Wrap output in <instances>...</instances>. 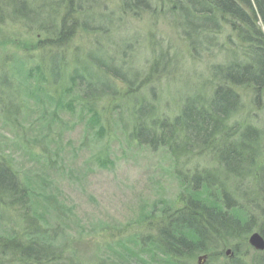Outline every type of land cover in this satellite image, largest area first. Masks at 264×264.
Returning a JSON list of instances; mask_svg holds the SVG:
<instances>
[{"label": "trees", "instance_id": "obj_1", "mask_svg": "<svg viewBox=\"0 0 264 264\" xmlns=\"http://www.w3.org/2000/svg\"><path fill=\"white\" fill-rule=\"evenodd\" d=\"M72 1L67 0L65 9L58 15L56 30L53 29L52 16L58 9L53 3L46 6V2L42 3L48 8L45 16L41 12L36 13L37 9H33L28 0H21L17 5L16 0H0V23L5 18L36 21L38 28L48 34L47 40L44 39L46 44L65 46L76 24L73 13L82 8L78 2L74 9ZM86 1L88 6L94 4L91 3L93 0ZM56 2L60 4V1ZM172 3L171 10L180 14L183 34L192 45H199L201 38H204V43H211L213 37L221 32L223 23L235 33L236 39L231 37V41L236 45L229 49L233 54L229 62L211 65L214 85L207 90L210 91L208 97L191 93L178 114L170 119L154 118L148 111L151 107L145 104L147 112L140 113V109H135L138 117L128 127L129 131L124 132L125 141L152 152L165 149L177 189L171 199L153 202L150 208L145 209L140 217L145 229L143 232L121 235L114 245L109 246L108 252L122 259L125 254L135 255L133 250L136 249L140 253H148L154 261L159 260L162 264H194V259L201 254L206 255L204 264H264V250L256 251L248 245V236L253 229L264 237V186L259 187L258 202L248 205L245 200L251 190H247L249 184L258 182L257 170L264 169V133L255 124L240 120L245 111L241 88L247 87L253 92L254 103L264 95V0H172ZM120 5L128 13L151 7L149 0H121ZM97 17L108 20L109 16L100 12ZM44 20L48 22L46 27L42 24ZM87 26L85 20L82 28ZM51 56L63 62L59 53H52L49 58ZM56 64L44 67L41 62L37 70L35 68L26 74L21 63H16L12 66L15 69L11 75L0 80V100L4 97L9 99V94L20 100L22 107L29 100L35 106L42 99L39 95L42 91L47 100L44 107L38 109L35 106V112H38L36 121L41 119L43 123L35 124L33 127L39 129L33 128L30 139L26 140L29 144H41L43 157L38 160L32 155L31 158L42 170H29L20 178L10 164L11 153L6 152L8 142L15 140H6L0 135L5 140L4 147H0V207L18 209L22 215L21 223L16 224L22 226L20 234L12 229L0 235V264H62L64 259L77 264L71 257L63 256L65 248L61 243L63 239L58 222L66 217L63 213L65 205L59 202L52 187L54 181L49 179V170L58 173L56 165L63 167L60 155L63 148L59 145L62 125L57 112L61 108L72 112V104H66L74 100L69 95H73L74 87L78 86L79 91L74 97L82 112L89 116L86 128L93 138L101 141L104 125L95 107L104 104V98L117 93L114 77L130 87L133 84L127 77L129 71L111 60L106 63L108 67H103L101 77L91 75L89 80L78 71L65 74L61 68L56 69ZM54 68L56 79L53 89L57 88L50 94L46 86L50 85L47 84L48 78L53 75ZM19 71H22V78ZM33 72L38 73L35 83L38 88L30 92L27 88L31 86ZM60 87L69 96L66 102L62 101V95L54 94ZM98 89L102 90L99 92ZM5 106H0L1 110L8 111ZM23 109L20 107L14 114L10 113V117L1 119L6 126L3 128H8L14 136L18 133L19 114L24 113ZM57 118L58 124L55 123ZM51 131L55 133L53 138H49ZM20 145L30 157L29 146L26 143ZM208 152L213 154L215 164L198 168L193 160ZM226 248L231 249V257L225 255ZM250 249L253 250L251 256L248 254Z\"/></svg>", "mask_w": 264, "mask_h": 264}, {"label": "rangeland", "instance_id": "obj_2", "mask_svg": "<svg viewBox=\"0 0 264 264\" xmlns=\"http://www.w3.org/2000/svg\"><path fill=\"white\" fill-rule=\"evenodd\" d=\"M19 1L16 0V5ZM56 1H60V4ZM66 1L28 0L32 8L37 9L36 13L41 12L45 16L48 12L46 6L51 3L56 5L58 10L52 16L53 29L58 15L65 9ZM45 2L44 7L42 3ZM72 2L74 9L78 2L82 8L73 13L76 24L65 46L46 44L44 39L47 40L48 34L38 28L36 21L3 19L4 22L0 23V80L11 75L12 69H15L12 66H16V63H21L26 74L35 68L37 70L41 62L44 67L57 63L56 69L61 68L65 74L78 71L88 80L91 75L101 77L103 67H108V60L129 71L127 77L133 83L131 87L114 77L117 93L111 98H104V104L95 107L104 125V138L101 141L89 134L85 125L89 116L77 104L74 95L79 87H74L73 95H69L74 100L66 104H72V112L64 108L57 112L62 125L59 145L63 148L60 153L63 167L56 165L58 173L49 170V179L54 181L52 187L58 194L59 202L65 205L63 213L66 217L58 222L63 239L61 243L65 248L64 257H71L73 263L77 264H162L159 260L154 261L148 253H140L136 249L133 250L135 255L125 254L122 259L108 252L109 246L114 245L121 235L143 232L145 229L140 217L145 209L150 208L153 202L171 199L177 189L166 150L160 148L152 152L143 146L127 143L124 132L127 133L128 127L136 121V108L142 113L147 112L146 106L151 107L148 111L154 118L161 116L170 119L178 114L180 106L191 93L208 97L210 91L207 90L214 85L211 65L231 60L233 54L229 49L235 48L236 44L231 41V37L232 40L236 39L235 33L230 32L227 24L223 23L221 32L213 37L211 43H204V38H201L200 44L194 43L193 46L183 34L180 14L177 10H171L172 0H149L150 8L143 11L135 9L132 13L122 9L121 0H93L90 8L86 0ZM100 12L108 15V20L99 19L97 15ZM85 20L89 25L86 29L82 28ZM46 23L47 20L42 22L45 27ZM52 53H59L63 62H59L55 56L49 58ZM21 72H18L20 78L23 75ZM52 73L47 83L50 85L46 86L50 94L57 88L53 89L55 68ZM32 74L31 86L27 88L30 92L38 88V84H35L38 73ZM41 89L44 90L43 87ZM62 89L60 87L54 94L62 95V101L66 102L69 96ZM98 90L100 92L102 89ZM127 91L131 92L127 94ZM42 92L39 93L42 98L40 103L35 104L38 109L47 104L46 94ZM241 92L245 111L240 120L255 124L264 133V95L254 103L253 92L247 87L241 88ZM8 97L0 100V106L6 105L8 110H1L0 107V135L6 140H15L8 142L6 152L11 153L10 164L21 178L29 170H42L31 158L32 155L38 160L43 157L41 144H29L26 140L30 139L33 128H37L33 126L43 122L41 119L36 121L38 112H35L36 107L31 100L22 107L20 100L9 94ZM112 105L115 107L111 108ZM19 106L24 108V115L19 114V130L14 136L8 128H3L6 126L1 119L10 117V113L14 114ZM56 120L58 124V118ZM54 135V131H51L49 138ZM4 141L0 136V147H4ZM19 143L29 146L30 157L24 148L19 147ZM212 158L213 154L208 152L193 162L202 168L215 164ZM257 172L258 182L256 185L250 183L247 187V190L251 189L245 198L248 205L258 202L259 187L264 186V169L260 168ZM251 210L255 214L254 209ZM21 219L18 209L0 207V235L12 229L20 234L22 226L16 224L21 223ZM248 254L251 256L253 250L250 249ZM249 255L248 259L251 258ZM196 260L197 257L194 264H197ZM66 262L70 264L67 259L62 264Z\"/></svg>", "mask_w": 264, "mask_h": 264}, {"label": "water", "instance_id": "obj_3", "mask_svg": "<svg viewBox=\"0 0 264 264\" xmlns=\"http://www.w3.org/2000/svg\"><path fill=\"white\" fill-rule=\"evenodd\" d=\"M248 237V242L251 247L255 248L258 251L264 250V237H262L259 232L253 231ZM225 253L226 255H230L231 249H227ZM204 259H206V255L198 256V264H202Z\"/></svg>", "mask_w": 264, "mask_h": 264}, {"label": "bare ground", "instance_id": "obj_4", "mask_svg": "<svg viewBox=\"0 0 264 264\" xmlns=\"http://www.w3.org/2000/svg\"><path fill=\"white\" fill-rule=\"evenodd\" d=\"M258 232V231H257Z\"/></svg>", "mask_w": 264, "mask_h": 264}]
</instances>
